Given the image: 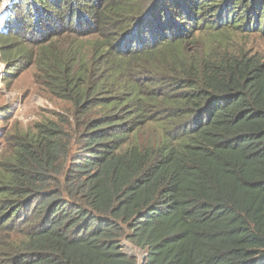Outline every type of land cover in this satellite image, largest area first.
Returning <instances> with one entry per match:
<instances>
[{
	"label": "trees",
	"instance_id": "trees-1",
	"mask_svg": "<svg viewBox=\"0 0 264 264\" xmlns=\"http://www.w3.org/2000/svg\"><path fill=\"white\" fill-rule=\"evenodd\" d=\"M6 23V69L33 61L81 135L8 141L0 264H138L123 239L141 264H264V55L235 40L264 0H19Z\"/></svg>",
	"mask_w": 264,
	"mask_h": 264
},
{
	"label": "rangeland",
	"instance_id": "rangeland-1",
	"mask_svg": "<svg viewBox=\"0 0 264 264\" xmlns=\"http://www.w3.org/2000/svg\"><path fill=\"white\" fill-rule=\"evenodd\" d=\"M19 0H0V10H7L0 17V36H7L6 20ZM36 35L20 32L16 40L29 44ZM237 45L249 51L264 55V36L258 33L235 36ZM6 44L5 40L0 46ZM4 46V45H3ZM10 46L12 49L15 47ZM37 51V48H35ZM29 59V58H28ZM17 58L13 65L18 70L8 71L0 55V158L9 151L8 141L16 133L35 130L38 123L57 121L62 124L67 133L71 135L72 153L78 150L80 142V128L76 125L74 107L72 102L51 94L49 89L36 78L38 68L33 61ZM33 63V64H32ZM152 127L144 128L140 140L155 139ZM121 249L129 257L136 258L141 264L146 252L136 247L127 239L121 241Z\"/></svg>",
	"mask_w": 264,
	"mask_h": 264
},
{
	"label": "bare ground",
	"instance_id": "bare-ground-1",
	"mask_svg": "<svg viewBox=\"0 0 264 264\" xmlns=\"http://www.w3.org/2000/svg\"><path fill=\"white\" fill-rule=\"evenodd\" d=\"M7 12V10H0V17L1 15H4Z\"/></svg>",
	"mask_w": 264,
	"mask_h": 264
}]
</instances>
